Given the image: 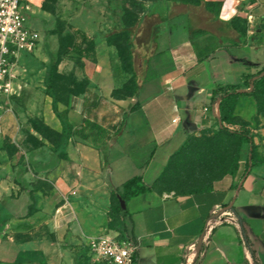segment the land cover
Returning <instances> with one entry per match:
<instances>
[{
    "label": "crops",
    "instance_id": "0c3cea01",
    "mask_svg": "<svg viewBox=\"0 0 264 264\" xmlns=\"http://www.w3.org/2000/svg\"><path fill=\"white\" fill-rule=\"evenodd\" d=\"M208 1L221 3L220 20L201 9L168 18L178 3L168 0L144 3L145 16L158 17L150 27L148 38L158 42L156 54L170 50V55L166 56L159 75L142 83L137 96L117 99L112 95L115 81L108 90L104 83L89 77L97 85L95 89H102L103 97L113 96L119 103L117 106L123 113L111 122L116 125L126 119L119 135L110 129L111 124L107 126L97 114L91 115L92 120L109 128L106 138L93 143L76 137V143L69 142L67 146L68 158L45 161L43 154L41 158L33 156L31 165H27L35 172L33 179L24 177L20 169L13 180L6 178L0 182L2 186H10V192L0 189V230L9 227L7 238L0 243V264H98L82 252L85 226L77 207H87V200L111 199L108 182L114 187L125 182L116 185L112 181L114 160L121 157L126 161L135 150H142L145 155L137 160L136 167L145 182L153 184L190 134L199 135L207 128H216L214 89L228 84H240L241 90L248 89L243 76L257 73L264 66L261 27L264 0ZM78 17L82 25L78 29L90 38L109 34L115 27L107 15L98 11L88 13L82 8ZM235 17L239 23H247L243 41L230 24ZM185 20L206 32L191 40L190 23L186 24ZM172 23L175 26L165 29V25ZM143 24L141 18L138 27L141 29ZM82 95L85 94L71 100L70 122L74 128H80L84 119L90 117L83 116L79 126L73 122V113L83 104ZM136 102L139 108L131 111ZM60 106L61 110L67 108L62 102ZM235 113L252 125L259 117L257 141H264V115H259L254 97L241 95ZM53 129L62 130L60 120ZM110 140L113 143L104 149ZM117 144L123 146L122 151H116ZM36 148L41 147L33 146V154ZM260 151L264 153V146ZM248 155L244 149L237 176L227 174L214 179L208 191L186 195L151 191L131 199L126 206L129 215L125 218L132 222L138 264H194L196 260L197 264H255L243 240L240 223L216 226L211 234H206L197 256L202 234L230 205L246 222L257 259L264 264V165L250 168V173L241 179ZM75 171L79 177H75ZM238 182L242 183L240 190L235 188ZM231 212L239 222L237 214Z\"/></svg>",
    "mask_w": 264,
    "mask_h": 264
},
{
    "label": "rangeland",
    "instance_id": "374dc122",
    "mask_svg": "<svg viewBox=\"0 0 264 264\" xmlns=\"http://www.w3.org/2000/svg\"><path fill=\"white\" fill-rule=\"evenodd\" d=\"M154 1L156 0H26L28 8L25 10V14L28 23L40 31L43 43L36 54H22V62H24L26 69L21 80L24 85L23 94L21 99L13 101L11 106L5 104V108H11L12 111H3L4 119L0 130V182L6 178L13 180L14 175L20 169L24 177L33 179L35 177L33 173L35 172L33 168L29 169L27 167L28 164L31 165L33 156L34 158H41V154H43V160L45 161L55 158L52 143L42 138L37 131L33 134H37L44 143L38 145L41 148H36L34 150L35 154L31 152L35 145L30 141L33 119H40L44 123H48L51 128H54V123L59 121L52 109V98L47 94L45 85L46 65L49 57L44 51V40L48 30L58 31L57 34L49 37L50 49L55 52L59 49L61 38L65 34L84 32L82 29H78L82 25L80 20L77 19L82 8L88 13L98 11L100 14L107 15L113 21V24L115 23V27L110 31L111 33L132 26L134 29L131 36L132 47H130L127 40V34H118L114 45L98 39L96 53L93 55L91 53V56L85 58L86 66L84 70H81L71 60H65L60 65V71L63 74V78L59 80L60 85H66L73 70H75L80 79L83 76L92 77L99 83H104L108 90L113 87L115 81L114 90L119 89L125 93L127 90L124 89V86L131 78V74L128 72L130 62L142 75L146 68L150 66L157 67L156 51L159 44L157 41L149 40L148 36L151 25L153 26L155 20L158 21V17L145 16L146 10L144 8V3L151 4ZM162 6L163 4L157 8ZM178 6L185 7L182 4ZM141 18H143L144 24L140 29L138 22ZM185 23L189 24L190 22L185 20ZM173 26H175V23L167 24L165 29L168 30ZM190 26H194L193 22L190 23ZM77 38L81 40V35L77 34ZM130 51L131 57H129ZM102 94V89L91 88L85 95H82L83 104L80 106L79 111L73 113V122L76 126L82 123L83 116L95 114L99 116L104 124L111 126L113 119L123 113L121 107L117 106L119 103L112 99L113 96L105 98ZM94 101L97 102V106H94ZM213 130H216V128H211L210 131L197 135L198 138L204 139L203 144L197 146L198 154L191 155L188 153L184 158L178 160L172 166L169 177L164 182L159 183L158 189L160 192H181L203 179L212 178L214 176L212 174L214 173L213 170L220 168L221 164L222 166L229 164L233 154L230 150H232L234 143L232 144L229 141L226 145L227 150L224 148V151H218V147L223 141L217 143ZM70 143L75 144V138ZM111 143H113L112 140L106 143L104 149H108ZM260 143L264 144V141L260 140ZM15 147L18 148V151L12 154L11 150H14ZM115 148L116 151H122L123 146L117 144ZM244 149L247 150V148ZM41 150L43 153H40ZM133 153L134 155H131L126 161H122L121 157L116 159L113 157L115 160L112 164L111 178L116 185H121L122 182L140 173L136 163L145 154L142 150H135ZM202 153L205 154V159L201 161L199 156L196 155ZM76 176L79 177L75 171ZM108 184L112 190L114 188L113 183L109 181ZM0 189L10 192V186L7 185H0ZM91 205L97 209H94ZM86 206L77 207L84 218L85 226L82 252L90 259L101 264L102 261L97 259L89 244L91 237L119 233L120 236L129 239L131 238V231L122 214L117 215L116 218L112 217V198H100L96 202L87 200Z\"/></svg>",
    "mask_w": 264,
    "mask_h": 264
},
{
    "label": "trees",
    "instance_id": "16d2710c",
    "mask_svg": "<svg viewBox=\"0 0 264 264\" xmlns=\"http://www.w3.org/2000/svg\"><path fill=\"white\" fill-rule=\"evenodd\" d=\"M168 1L185 6H177L179 9H176L177 7H175L168 18H173L183 13H190L191 10L195 8L207 11L216 21L220 20V2H210L208 0ZM230 24L238 32L240 39L243 41V38L246 37L248 31L247 23H239V18L235 17ZM261 27L264 29V24H262ZM133 30L132 26H127L123 28L122 31L106 35L101 34L97 39L90 38L85 32L81 31L67 33L61 38L60 47L55 52L50 49L49 37L50 35L57 34L58 31L48 30L44 40V51L49 57V61L46 65L47 73L45 77V85L47 94L52 98V109L61 122L62 130H55L40 119H33L32 125L33 129L37 131L42 138L52 143L55 159H60L62 157L68 158L66 149L70 140L73 138L79 137L82 140L97 143L98 141L106 138L109 133V128H105L98 124L95 120H92L91 116L84 119V124L80 128H74L70 122V107L72 98L74 96L86 94L89 89L97 88V85L94 84L88 76H83L80 79L75 70H73L71 76L69 77L68 83L66 85H60L59 80L63 78V74L60 72V65L65 60H71L78 65L81 70H84L86 66L85 58L91 56V53L92 55L96 53L98 39H106L108 44L114 45V41L116 40L118 34H127V40L130 43V47H132L133 42L131 36L133 35ZM205 32L206 30L203 28L190 26L191 40H194L196 37L204 34ZM77 34L81 35V40L77 38ZM169 55L170 50L157 53L156 65L158 68L150 66L142 72L144 73L143 75L134 67L133 63L130 62L128 72L131 74V78L124 86V89L127 90V92L124 93L122 90L115 89L112 95L117 99H127L128 97L137 96L141 90V85L145 80L152 79L159 75L160 68H163L167 60L166 56ZM129 57H131V51L129 52ZM243 83L245 87L248 88L247 90L241 91L243 87L240 84H228L218 86L214 89L212 97V102L215 104L216 114L218 117L216 130H213V132L214 135H216L215 138L217 139L218 144L221 140L223 141L220 147H218V151H224V148L227 150V142L231 141L232 144L234 143V146L232 145V150H230V152H233L231 161L226 166H222L221 164L220 168L214 169V173L211 172L214 175L212 178L203 179L189 188H186L181 192H177V194L186 195L208 191L212 189V181L214 179L227 174H230L233 177L237 176L241 170L242 164L240 161L244 148H247L249 155L246 161V169L243 172L241 179L244 178L246 174L250 173V168L264 165V153L260 151L264 144L257 141V137L259 136L257 127L260 124V118L257 117L255 125H252L251 122L239 118L235 113L239 97L241 95H249L256 99L259 115H264V66L257 73L244 75ZM20 99L21 97H15V100L17 101ZM61 102L65 103L67 108L61 110L59 107ZM93 103L94 106H97V102L94 101ZM139 105V102H136L131 106L130 110H137ZM125 120L126 119L124 118L119 124L112 125L110 127V129L114 130L115 135H119L122 132ZM210 129L211 128H207L203 132H208ZM30 141L35 146L44 143L39 136H36L33 133L30 134ZM203 141L204 139L198 138L197 135L190 134L186 143L170 157L164 171L153 184H147L144 180L143 174H137L126 180L120 187H114L112 189V217L114 216L116 218L119 214H122L123 217L128 216L129 212L126 206L131 199L151 191L160 192L158 185L169 177V172L171 171L172 166L178 160L184 158L188 153L191 155L194 153L198 154L197 146L201 143L203 144ZM17 151L18 148L15 147L14 150H11V153L13 154ZM196 156H199L201 161L205 159L204 153ZM239 185L240 182L235 185V188H238ZM160 193H163V191ZM125 221L128 222V227L131 231L132 222L127 219ZM242 221L243 224L241 229L243 240L251 253L253 262L255 264H260L253 248L247 224L243 219ZM8 233L9 227H5L3 230H0V243L7 238ZM121 238L126 239L123 236H121ZM127 240L135 243L132 235L131 238ZM135 264H138L137 251L135 253ZM194 264H197V260Z\"/></svg>",
    "mask_w": 264,
    "mask_h": 264
},
{
    "label": "built area",
    "instance_id": "2783aa9c",
    "mask_svg": "<svg viewBox=\"0 0 264 264\" xmlns=\"http://www.w3.org/2000/svg\"><path fill=\"white\" fill-rule=\"evenodd\" d=\"M26 0H0V130L4 119L5 104L11 106L15 97H21L24 85L22 74L26 71L23 53L36 54L42 47L40 31L28 23ZM224 223L239 225L231 211H224L214 218L206 234ZM90 246L97 259L107 264H135L138 244L121 238L120 234L91 237ZM103 264V263H102Z\"/></svg>",
    "mask_w": 264,
    "mask_h": 264
},
{
    "label": "water",
    "instance_id": "95a60500",
    "mask_svg": "<svg viewBox=\"0 0 264 264\" xmlns=\"http://www.w3.org/2000/svg\"><path fill=\"white\" fill-rule=\"evenodd\" d=\"M241 91H244V90H241ZM241 187H242V183H241L240 186H239V190L241 189ZM224 211H234V212L236 213V211H235L233 205H230V206L226 207V208L224 209ZM224 211H223V212H224ZM236 214H237V213H236ZM219 215H220V214H219ZM219 215H217L216 217H218ZM237 216H238V220H239L240 226H241V228H242V224H243L242 218H241L238 214H237ZM205 236H206V230L204 231V233H203L202 236H201V239H200V242H199V246H198V253H197V256L200 255L201 249H202L203 244H204V238H205Z\"/></svg>",
    "mask_w": 264,
    "mask_h": 264
}]
</instances>
